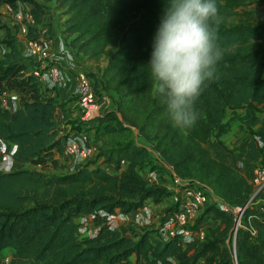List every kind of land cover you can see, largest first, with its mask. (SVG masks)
<instances>
[{
  "label": "trees",
  "instance_id": "16d2710c",
  "mask_svg": "<svg viewBox=\"0 0 264 264\" xmlns=\"http://www.w3.org/2000/svg\"><path fill=\"white\" fill-rule=\"evenodd\" d=\"M21 1L31 11L52 2L65 15L66 42L93 63L102 62L98 73L89 74L110 96L111 107L92 120L96 131L133 127L141 142L98 147L96 155L114 171L88 163L58 173L24 167L41 151H60L52 117L58 93H43L30 76L16 79L24 64L14 31L6 29L0 81L27 94L12 111L0 106V139L6 149L15 145L11 170H0V250L11 248L8 264H264V193L253 194L252 185L253 167L263 155L255 136L264 141V109L256 104L264 103V0H215L219 23L213 27L222 58L193 105L197 120L191 128L173 125L150 74L152 39L166 0ZM226 108L232 113L224 119ZM233 119L248 134L239 152L222 139ZM151 150L178 176L204 182L229 205L246 203L239 223L211 203L201 215L215 222L207 224L203 239L184 245L177 237L151 240V229L121 232L97 217V230L79 236L75 218L81 214L129 211L169 194L141 174Z\"/></svg>",
  "mask_w": 264,
  "mask_h": 264
},
{
  "label": "built area",
  "instance_id": "2783aa9c",
  "mask_svg": "<svg viewBox=\"0 0 264 264\" xmlns=\"http://www.w3.org/2000/svg\"><path fill=\"white\" fill-rule=\"evenodd\" d=\"M3 2H5L2 5L5 18L11 19V24L15 25L13 31L19 49L18 62L24 64L25 75L33 78L39 87H46L57 93L72 88L75 111L82 122L92 123L94 118L110 109V96L104 90L95 87L89 70L77 66L78 53L66 42L64 35H53L47 20L38 16L40 11H31L28 2L21 0H15L14 4ZM30 28L32 35L28 34ZM6 50V46L0 43V58ZM16 101L17 96L0 85V106L12 111L16 109ZM64 116L66 117L64 110L57 106L52 114L53 120H59ZM58 135L61 144L60 172H70L93 158L94 162L88 163L89 165H100L108 171L115 170L112 164L102 160V156L96 155L97 145L91 143L86 133L70 131L61 134L58 132ZM255 140L257 146L263 147V155L253 167V194L258 190L264 193V141L257 136ZM14 148L15 145L12 144L6 149L5 143L0 139L1 171L11 170V154ZM148 148L150 149L149 146ZM151 151L156 154L157 165L164 169V175L169 180V202L164 210L156 218L147 199L129 211L95 209L75 218L79 236H90L97 230L98 225L94 223V217H97L102 218L109 227L119 230L124 227L126 230L130 225L148 226L152 228L151 231L156 239L166 240L177 237L184 245L193 239H203L207 223L204 220L206 215L201 214L204 206L211 203L233 214L237 218L236 225L239 223L240 214L246 203L241 207L229 205L213 194L204 182L178 176L172 166L158 156L157 151ZM150 174L151 178L155 179L153 173ZM143 177L148 182L144 175ZM86 225L88 227H85ZM9 260V253L0 255V264H8Z\"/></svg>",
  "mask_w": 264,
  "mask_h": 264
},
{
  "label": "clouds",
  "instance_id": "9594fccd",
  "mask_svg": "<svg viewBox=\"0 0 264 264\" xmlns=\"http://www.w3.org/2000/svg\"><path fill=\"white\" fill-rule=\"evenodd\" d=\"M215 0H166L152 39L150 74L173 125L191 128L193 110L206 80L216 77L222 51L213 22L219 23Z\"/></svg>",
  "mask_w": 264,
  "mask_h": 264
},
{
  "label": "rangeland",
  "instance_id": "374dc122",
  "mask_svg": "<svg viewBox=\"0 0 264 264\" xmlns=\"http://www.w3.org/2000/svg\"><path fill=\"white\" fill-rule=\"evenodd\" d=\"M4 0H0V43L1 42V38L3 36V33L6 29L9 30H13V26H15L12 23L11 19L5 18V15L3 14V8L2 5ZM49 11L50 10H54V6L52 2H48L47 4V8ZM62 16V13L59 12H53V21L52 24L54 22L56 29H58L59 31L62 32L61 29V20L60 17ZM52 17V16H51ZM52 19V18H51ZM60 32V33H61ZM102 62L97 63L95 65L92 64V68L93 69H86V70H90V71H95L96 73L99 72V68L101 66ZM16 75V79H20L21 77L26 76L25 75V70H24V66H20L18 68V71L15 73ZM15 80H13L12 82H14ZM21 90V89H18ZM21 92V91H18ZM53 92V91H52ZM22 98L26 97L27 94L24 92V90H22V94H21ZM73 98H69L68 101ZM74 102H72L73 104ZM62 107L66 108L67 105H65V102L61 103ZM259 107V106H258ZM260 109H264L263 106L259 107ZM75 106L71 107V108H67V115L66 117L64 116L63 118H60L59 120H54L55 123V127L58 130L59 133H66V132H70V131H81L86 133L89 136V139L91 140V143H95L97 145V149L98 147H103V148H109V147H115L116 145H121L122 143H124L126 140L132 139L135 142H141L140 138L137 135V130L135 128H130L127 130H120L117 131L115 133H106V134H100V130L99 132L96 131L95 127H96V122L94 123H86V122H82L79 118L78 115L75 113ZM231 111L229 109H225L224 110V114H223V118H227L228 116L231 115ZM259 114L261 116L264 115V112L261 111L259 112ZM238 120L233 119L231 120L230 124H231V129L232 132L237 131L236 133H232L231 136H227L226 138L224 137V142L226 143V145L230 148H232L235 152H239L241 151V147L238 143L233 144L232 143V139L238 138V134L239 132H242V128L241 125L239 124V122H237ZM234 138V139H235ZM239 138L236 139V142H239ZM234 142V140H233ZM54 152L52 150H47V151H41L38 153V155L36 156V158L34 160H32L30 163L27 164V167H34L37 168L38 170L41 171H45V172H55L57 171V167H58V163L59 161L54 157ZM94 158L91 160H88V163H93L94 162ZM157 156L156 154H154L153 152L150 151L148 157L145 159L144 165L141 168V174H143L147 179H148V183H151L154 187L158 188V189H163L165 191H169V180L168 178L164 175L165 171L161 166L157 165ZM150 171V172H149ZM153 173V175L155 176V179L151 178V174ZM149 201L150 204V208L151 211L154 213V215L157 216L164 210V208L168 205L169 202V196L165 195L160 201L156 202L153 199H147ZM204 220L207 224L209 223H213L215 222L213 219H211L209 216H205ZM154 224V223H152ZM89 225V224H88ZM88 225H86L85 227H88ZM146 230V229H150L148 226H143V225H136V227H133L130 225L129 228H126V230L124 229H120L121 232L123 231H127L129 233H133V232H140L141 230Z\"/></svg>",
  "mask_w": 264,
  "mask_h": 264
},
{
  "label": "crops",
  "instance_id": "0c3cea01",
  "mask_svg": "<svg viewBox=\"0 0 264 264\" xmlns=\"http://www.w3.org/2000/svg\"><path fill=\"white\" fill-rule=\"evenodd\" d=\"M53 12H59V10L58 9H56V8H54V10L52 9V10H48V9H46V10H41L39 13H38V16H41L42 18H44L45 20H47V22H48V24H49V27H50V30H51V33L53 34V35H55V36H58V35H64V33L63 32H61V31H59L58 29H56V27H55V24H54V22H53V24H52V21L54 20L53 19ZM52 16V17H51ZM64 17H65V15L64 14H62V16L60 17V20H61V29L60 30H63V19H64ZM52 18V19H51ZM61 32V33H60ZM65 36V35H64ZM76 59H77V61H76V63L78 64L77 66H79V67H81V68H85V69H93L92 68V64L93 65H95V63H93L92 61H90V60H88L85 56H83L82 54H80V53H78V54H76ZM101 63V62H100ZM90 71V70H89ZM0 85H2V86H5L9 91H10V93H13V94H15L16 96H17V106H16V108H18L19 106H20V99H21V93L20 92H18L14 87H11V86H9L7 83H5L4 81H0ZM72 86V85H71ZM40 89L42 90V92L43 93H49V91H51V89H49V88H46V87H40ZM72 89V88H71ZM70 88L69 89H64V90H61V91H59L58 92V95H57V101H56V105H55V107H54V110L57 108V106H59L62 110H64V113H66V115H67V108L69 107V108H71V107H73V106H75L74 105V103L72 104V102H74V99L72 100V99H70L69 101H68V99L69 98H74L73 97V95H72V90H71ZM41 92V93H42ZM42 93V94H43ZM63 102H65V105H67L66 106V108L64 107H62L61 105V103H63ZM257 104V106H259V107H261V106H263L264 107V103H256ZM53 110V111H54ZM76 113V112H75ZM238 122V121H237ZM232 124V123H231ZM231 124H230V127H231ZM231 129V128H230ZM229 129V131L227 132V133H225L223 136H222V139L224 140V137L226 138L227 136L229 137V136H231V134L232 133H236L237 131H234V132H232V130H230ZM59 134H61V133H59ZM240 140H239V142H236L235 140L236 139H238V138H233L232 139V143L233 144H236V143H238L239 145H240V147H241V149H244V147H245V143H246V140H247V138H248V134H247V132L246 131H242V132H239V134H238V136H237ZM233 140H234V142H233ZM55 154H54V157L59 161V163H58V167L56 168L57 169V171H55V172H60V159H59V151H57V150H55V149H51ZM28 163H30V162H28ZM28 163H26L25 165H24V167H26V168H34V167H27V164ZM35 169H37V168H35ZM123 230L125 229V227L124 228H122ZM151 230H152V228H150ZM149 238L151 239V240H156V237H155V235H154V233H152V231H150L149 232ZM10 252H11V248H9V247H4V248H2L1 250H0V255H2V254H5V253H9L10 254Z\"/></svg>",
  "mask_w": 264,
  "mask_h": 264
},
{
  "label": "water",
  "instance_id": "95a60500",
  "mask_svg": "<svg viewBox=\"0 0 264 264\" xmlns=\"http://www.w3.org/2000/svg\"><path fill=\"white\" fill-rule=\"evenodd\" d=\"M236 219H237V218H236V217H234V225H235V226H236Z\"/></svg>",
  "mask_w": 264,
  "mask_h": 264
}]
</instances>
